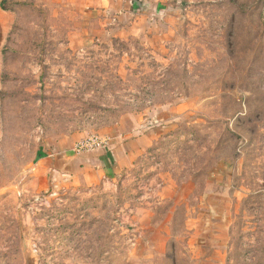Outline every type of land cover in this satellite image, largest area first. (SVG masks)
Here are the masks:
<instances>
[{
	"label": "rangeland",
	"instance_id": "obj_1",
	"mask_svg": "<svg viewBox=\"0 0 264 264\" xmlns=\"http://www.w3.org/2000/svg\"><path fill=\"white\" fill-rule=\"evenodd\" d=\"M87 1L0 0V264H264V0ZM116 134V180L51 182Z\"/></svg>",
	"mask_w": 264,
	"mask_h": 264
},
{
	"label": "crops",
	"instance_id": "obj_2",
	"mask_svg": "<svg viewBox=\"0 0 264 264\" xmlns=\"http://www.w3.org/2000/svg\"><path fill=\"white\" fill-rule=\"evenodd\" d=\"M120 1L123 0H88L85 5V12L91 18L95 15L98 19H106L104 16L112 15L113 10L116 8L115 4ZM101 14L104 15L103 18L100 17ZM72 137L73 139L70 142L62 139L65 143L57 141L59 148H56L55 154H53L57 160L55 161L56 165L54 167L49 166L53 174L51 182L58 176L63 184H71L73 179H78L86 185H96L101 181H114L124 169H129L134 165L137 154L141 150L144 151L145 147L151 142L144 134L138 138L130 136L128 141L124 143L122 134H116L111 140V144L109 143L105 148L103 147L91 153L79 154L73 152V150L71 151L77 139V136L72 135ZM46 158L41 160H45L49 164L54 161L50 159L52 158L51 155ZM60 161L64 165L60 166Z\"/></svg>",
	"mask_w": 264,
	"mask_h": 264
},
{
	"label": "built area",
	"instance_id": "obj_3",
	"mask_svg": "<svg viewBox=\"0 0 264 264\" xmlns=\"http://www.w3.org/2000/svg\"><path fill=\"white\" fill-rule=\"evenodd\" d=\"M108 145V140L99 135H93L82 141L78 146L80 149H96L103 148Z\"/></svg>",
	"mask_w": 264,
	"mask_h": 264
}]
</instances>
